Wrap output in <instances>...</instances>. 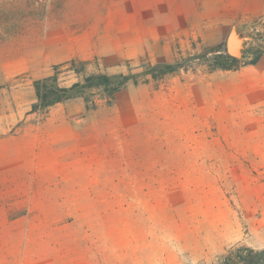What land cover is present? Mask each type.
Masks as SVG:
<instances>
[{
    "label": "rangeland",
    "instance_id": "rangeland-1",
    "mask_svg": "<svg viewBox=\"0 0 264 264\" xmlns=\"http://www.w3.org/2000/svg\"><path fill=\"white\" fill-rule=\"evenodd\" d=\"M35 1L49 3L52 18L62 14L64 3L93 4L98 20L106 21L103 14L109 11L117 26L111 32L124 31V42L149 41L145 53L124 48L130 59L92 60L90 74L127 73L129 63L139 72L140 59L172 63L221 43L228 51L233 37L236 55L245 52L251 58V49H264L263 15L227 26L225 13L216 11L235 0ZM64 13L85 17L90 12ZM190 69L156 84L158 90L129 83L119 95H125L121 105L112 106L116 109L96 93L99 111H88L93 117L83 121L84 135H89L79 158L68 149L61 185L40 172L17 187L0 188V194L12 198L4 204L14 208L12 216L37 209L27 201L34 196L68 197L61 204L65 218L51 220L67 234L68 248L37 255L54 254L56 264H243L239 255L256 260L250 250L264 245V85L251 84L252 70L211 73L202 60ZM67 70L60 74L63 86L79 80ZM18 79L33 83L29 75ZM75 157L80 161L71 163ZM73 197L83 202L69 201ZM227 235L235 241L220 250ZM59 237L45 239L58 242Z\"/></svg>",
    "mask_w": 264,
    "mask_h": 264
},
{
    "label": "crops",
    "instance_id": "crops-1",
    "mask_svg": "<svg viewBox=\"0 0 264 264\" xmlns=\"http://www.w3.org/2000/svg\"><path fill=\"white\" fill-rule=\"evenodd\" d=\"M95 8L97 6L93 4L77 6L64 3L60 7L62 14L52 18L49 3L38 4L35 0H0L1 189L17 187L23 178L34 179L35 174L40 172H47L45 174L50 181L57 179L58 185H61V181L65 179L63 173L67 169V160L64 157L69 153L68 149H74L70 155H78L79 158L83 149L82 141L89 135L87 132L84 135L83 121L93 117L88 114L84 103L77 99L54 105L46 115L31 113L32 105L36 102L34 86L29 82L20 83L19 76H32L34 82L51 76L53 66L73 59H130V56L122 53L124 48L129 49L130 46L146 52L149 43L147 39L124 42L120 34L124 31L118 30V35L111 32V27L117 26L111 20L109 11L103 14L106 21L98 20L91 12ZM82 9L90 13L85 17L77 13L68 17L64 13ZM18 11H26L29 15L24 19L16 18L13 13ZM36 11L40 16L34 15ZM216 11L225 13L226 25L232 26L236 19H256L264 16V0H235L233 6L224 4ZM125 32L129 35V30ZM110 49L118 50L119 54L112 53ZM263 58L256 65L238 69L254 72L251 77L252 85H264ZM152 85H155L156 90L161 87L156 83ZM119 95L116 106L121 105V99L125 97L124 95L120 98ZM98 111L96 109L94 112ZM261 123L264 124L263 117ZM78 158L75 157L71 163L79 162ZM10 199L12 198L0 194V264H56V255L42 254L40 257L36 252L63 251L68 248V241L64 237L67 234L62 228L53 227L55 222H51L65 218L66 206L61 207V204L66 203L68 197L34 196L27 201L36 203L37 209L13 216L14 208L4 205L11 202ZM69 201L83 202L82 198L77 197ZM54 203L60 205L56 207L53 206ZM52 235L60 236L59 241L45 239ZM12 236L15 238L12 239ZM233 241V236L227 235L220 240L219 249L226 250L233 245ZM237 241L247 243V239L238 238ZM75 249H80L77 241ZM259 249H264V245Z\"/></svg>",
    "mask_w": 264,
    "mask_h": 264
},
{
    "label": "trees",
    "instance_id": "trees-1",
    "mask_svg": "<svg viewBox=\"0 0 264 264\" xmlns=\"http://www.w3.org/2000/svg\"><path fill=\"white\" fill-rule=\"evenodd\" d=\"M240 38V43H241ZM250 52L253 56L249 58L244 55H231L227 51L225 43L208 47L199 55L182 58L172 63H152L148 58L140 59L141 69L134 72L130 66L127 73L107 74L103 72L88 73L87 68L92 61L73 59L71 61L55 65L53 74L49 77L37 79L33 82L36 102L32 105L31 113L46 115L51 107L59 103H66L76 99H83L87 111L97 109L95 96L100 95L106 101L107 106L116 104L118 95L129 83L134 85L161 84L167 77L174 76L181 71H189L196 60H202L210 72L217 70L234 71L248 65H256L264 57V49L254 48ZM62 69H68L76 75L79 80L70 86L61 85L60 74ZM243 249H248L243 247ZM254 253L256 260L248 261L245 256L239 255L243 264H261L264 260V250H250Z\"/></svg>",
    "mask_w": 264,
    "mask_h": 264
},
{
    "label": "water",
    "instance_id": "water-1",
    "mask_svg": "<svg viewBox=\"0 0 264 264\" xmlns=\"http://www.w3.org/2000/svg\"><path fill=\"white\" fill-rule=\"evenodd\" d=\"M230 43H232V46H230ZM238 41L235 39V37L231 38L229 41V47H228V51L229 54L231 55H236L237 53H235V48L236 46H238Z\"/></svg>",
    "mask_w": 264,
    "mask_h": 264
},
{
    "label": "built area",
    "instance_id": "built-area-1",
    "mask_svg": "<svg viewBox=\"0 0 264 264\" xmlns=\"http://www.w3.org/2000/svg\"><path fill=\"white\" fill-rule=\"evenodd\" d=\"M187 264H193L192 262H189V263H187Z\"/></svg>",
    "mask_w": 264,
    "mask_h": 264
},
{
    "label": "bare ground",
    "instance_id": "bare-ground-1",
    "mask_svg": "<svg viewBox=\"0 0 264 264\" xmlns=\"http://www.w3.org/2000/svg\"><path fill=\"white\" fill-rule=\"evenodd\" d=\"M230 46H232V43H230Z\"/></svg>",
    "mask_w": 264,
    "mask_h": 264
}]
</instances>
